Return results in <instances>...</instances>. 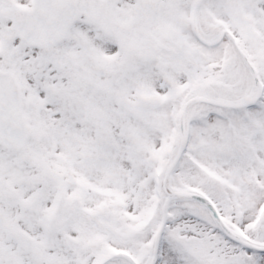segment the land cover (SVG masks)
<instances>
[{
	"label": "snow or ice",
	"instance_id": "1",
	"mask_svg": "<svg viewBox=\"0 0 264 264\" xmlns=\"http://www.w3.org/2000/svg\"><path fill=\"white\" fill-rule=\"evenodd\" d=\"M0 264H264V0H0Z\"/></svg>",
	"mask_w": 264,
	"mask_h": 264
}]
</instances>
